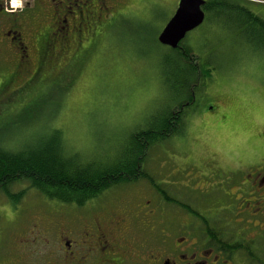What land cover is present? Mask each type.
I'll use <instances>...</instances> for the list:
<instances>
[{
    "label": "rangeland",
    "instance_id": "rangeland-1",
    "mask_svg": "<svg viewBox=\"0 0 264 264\" xmlns=\"http://www.w3.org/2000/svg\"><path fill=\"white\" fill-rule=\"evenodd\" d=\"M247 2L264 18V0ZM120 3L128 11L90 30L83 47L71 49L66 59L50 63V53L42 56L32 80L30 73H19L13 84L1 87L8 75L1 71L2 150L26 154L57 129L67 153L88 161L113 159L129 135L158 125L174 96L164 72L170 48L161 45L158 36L177 0ZM217 21L215 26L208 17L179 46L181 52L190 48L189 56L208 66L211 76L186 108L181 133L148 152L146 171L158 185L182 186L191 174L209 177L230 169L236 160L264 159V47L255 43L254 28L239 32L225 28V16ZM35 70L34 59L30 72ZM134 188H117L107 196L125 195L129 200ZM9 191L21 197L13 200L0 191V264H37L33 226L46 225L56 211L65 210L25 181L12 184Z\"/></svg>",
    "mask_w": 264,
    "mask_h": 264
},
{
    "label": "flooded vegetation",
    "instance_id": "flooded-vegetation-1",
    "mask_svg": "<svg viewBox=\"0 0 264 264\" xmlns=\"http://www.w3.org/2000/svg\"><path fill=\"white\" fill-rule=\"evenodd\" d=\"M120 1L0 0V73H8L1 87L13 84L19 73H30L32 80L46 53L51 63L82 48L90 30L128 11ZM201 2V25L210 17L216 26L225 16V28L245 31L260 27L254 18L264 20L247 0ZM228 166L209 177L188 175L182 186L152 180L137 187L144 181L138 180L81 206L54 202L65 212L33 226L37 264H264V159L255 156ZM117 188H134L130 201L125 195L107 196Z\"/></svg>",
    "mask_w": 264,
    "mask_h": 264
},
{
    "label": "trees",
    "instance_id": "trees-1",
    "mask_svg": "<svg viewBox=\"0 0 264 264\" xmlns=\"http://www.w3.org/2000/svg\"><path fill=\"white\" fill-rule=\"evenodd\" d=\"M212 4L209 2L210 6ZM254 19L260 26L252 29L257 35L255 43L264 47V20ZM179 46L170 49L169 69L164 71L174 95L170 100L172 104L158 125L129 135L113 159L88 161L76 153H67L62 133L57 129L50 132L52 135L47 141L26 154L0 148V191L13 200H19L21 194L11 195L9 187L25 181L48 201L81 206L116 186L138 180L154 181L145 167L148 152L155 145L181 133L186 108L195 103L196 93L202 89L204 80L211 76L208 66L199 64L194 54L189 56L190 48L181 52ZM188 58H193L194 64Z\"/></svg>",
    "mask_w": 264,
    "mask_h": 264
},
{
    "label": "water",
    "instance_id": "water-1",
    "mask_svg": "<svg viewBox=\"0 0 264 264\" xmlns=\"http://www.w3.org/2000/svg\"><path fill=\"white\" fill-rule=\"evenodd\" d=\"M201 0H180L178 9L158 36V42L170 49L178 48L186 35L201 25Z\"/></svg>",
    "mask_w": 264,
    "mask_h": 264
}]
</instances>
